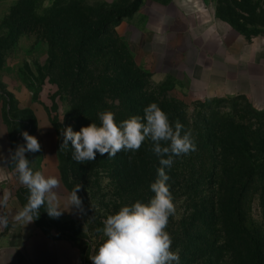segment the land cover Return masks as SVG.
<instances>
[{
	"label": "rangeland",
	"instance_id": "1",
	"mask_svg": "<svg viewBox=\"0 0 264 264\" xmlns=\"http://www.w3.org/2000/svg\"><path fill=\"white\" fill-rule=\"evenodd\" d=\"M209 3L219 21L248 38L264 35V0H209ZM116 9L106 0H0L2 120L17 147L25 143L22 132L33 127L31 107L44 108L57 135L59 159L68 156L70 180L81 186L77 195L82 200L83 215L79 221L50 217L45 204L32 213L48 232L80 246L87 264H92L89 257L104 240L98 229L103 228L107 216L133 204L137 195H142L143 203L154 195L150 183L144 186L119 183L114 159L107 153H97L94 161L81 164L73 159L70 142L69 146L61 147L63 128L71 126L79 131L92 119L99 124L98 114L103 111L111 109L115 114L112 107L117 106V98L93 95L85 81L87 71L99 77L113 76L124 69L136 77L143 75L115 32L111 15ZM135 87L138 97L149 95L169 100L174 118L184 126L183 131H190L193 141L199 136L208 146L205 159L209 170L223 168L224 164L214 159L222 149L229 153L231 161H237L230 170L238 169L236 153L241 142L246 141L250 151H255L257 143L264 140V108L253 107L242 97L205 102L176 100L149 77L135 83ZM90 102L94 103V113L87 110ZM192 155V151L181 155L167 181L175 213L169 216L166 231L172 240L171 250L179 252L180 264H247L249 260L264 264V188L256 178L246 188H235L229 202L232 185L228 175L218 181L195 176L180 181V171L191 172L199 167L193 162L185 163ZM254 161L263 159L256 154ZM155 168L151 171L157 176ZM246 232L248 241L256 245V248L249 246L251 252ZM253 249L256 255H252Z\"/></svg>",
	"mask_w": 264,
	"mask_h": 264
},
{
	"label": "crops",
	"instance_id": "2",
	"mask_svg": "<svg viewBox=\"0 0 264 264\" xmlns=\"http://www.w3.org/2000/svg\"><path fill=\"white\" fill-rule=\"evenodd\" d=\"M134 0H106L123 10ZM115 26L134 64L175 99L205 102L242 97L264 108V35L248 38L219 21L209 0H136ZM39 152H26L30 167L55 176L59 219L80 220L60 172L57 135L46 111L30 109ZM13 141L0 115V264H87L83 249L48 232L29 211L28 188L13 166ZM47 206V203H44ZM48 208V207H47Z\"/></svg>",
	"mask_w": 264,
	"mask_h": 264
},
{
	"label": "clouds",
	"instance_id": "3",
	"mask_svg": "<svg viewBox=\"0 0 264 264\" xmlns=\"http://www.w3.org/2000/svg\"><path fill=\"white\" fill-rule=\"evenodd\" d=\"M100 123H90L74 131L71 126L61 130V147L71 143L73 159L77 163L94 161L97 153L114 157L122 149L136 151L146 140L153 143V151L161 167L157 179L151 183L154 193L148 203L136 201L122 206L103 221L104 240L90 260L92 264H180L178 251L171 250L172 240L166 231L169 216L175 213V205L167 181L165 168L171 167L173 157L195 151L196 145L190 131H183L177 121L173 126L167 114L153 102L144 108L143 117L131 116L116 122L112 111L98 114ZM24 144L18 145L11 154L19 182L30 193L29 211H37L47 203L50 217H59L62 212L56 203L54 189L59 185L57 177L45 176L30 167L26 152H39L38 139L27 131L22 132ZM60 147V148H61ZM77 185L69 196L70 207L82 209V200L77 195Z\"/></svg>",
	"mask_w": 264,
	"mask_h": 264
},
{
	"label": "trees",
	"instance_id": "4",
	"mask_svg": "<svg viewBox=\"0 0 264 264\" xmlns=\"http://www.w3.org/2000/svg\"><path fill=\"white\" fill-rule=\"evenodd\" d=\"M137 6H138V2L134 0L128 7H126L123 10H113L115 12H113V14L111 15V19L112 21L115 20V26L122 18L130 15L134 10H136ZM135 67L137 68L136 65ZM137 71L141 72L143 75L136 77L133 76L130 71L124 69L122 73H116L113 74V76L104 75L102 77H99L97 75H94L93 72L87 71L85 75V81L87 82V86L90 89H92V91H94L93 95L97 96V94L99 95L100 93V95H105V96L107 95L108 97L110 95H113L114 98H117L116 99V101L118 102L117 106L112 107L113 111L115 110L116 122L128 119L131 116L143 117L144 108L150 103L155 102L167 114L170 123L174 126L175 123L179 120L174 118L170 104H168L169 100L160 99L161 100L160 101L158 97H153L149 95L138 97L139 95H137V93L135 92L138 91V89H135L136 88L135 83L140 82L142 79H145V77H149V76L143 73L138 68ZM129 72L130 74H128ZM237 98H241V97H237ZM94 103H99V102L96 101ZM94 103L90 102L89 106L91 107L90 109L87 108L89 112L90 111H93V113L95 112V108H93ZM109 111L112 110L110 109ZM33 119H34L33 127L27 131L28 133H31L34 130V125H35L34 116ZM93 121L94 120L92 119L91 123ZM199 139L200 137L198 136V138L194 141L196 145V149L195 151H192L193 158L185 161V163L193 162L195 164H198L199 167L191 172L189 171L186 172L183 170L180 171V175H179L180 181H184V179H188L190 177L193 178V176H195L196 179L203 178L206 179L207 181H211V180L214 181L215 179L218 181L224 177H227L228 175L230 177V181L232 185L230 188L231 191H230L229 202L232 201L231 198H233L235 194V190H236L235 188L237 187L246 188L256 178L257 181L262 185L261 188H264V140L257 143L256 149H253L255 151H250L246 141H242L240 145L241 147L239 148L240 151L236 153L239 156V163H238L239 167L238 169L233 171H231L230 168L233 166L234 163H237V161H231L229 158V153L225 154L226 151H222L223 149L221 148L222 150L218 152V154L214 157V159L215 162L224 164L223 168L218 171H213L207 168L208 162L205 159L206 153L207 151H209L208 146L202 143V140ZM204 140H208V137L205 138ZM213 146H215V144H213ZM140 147H142L143 150H140L141 148H139L136 151H132V150L125 151L122 149L121 151L117 152V154L113 157L114 159L113 164L115 166L114 173L119 183L121 182H126L130 184L136 183L138 186L139 185L144 186L145 184L148 185V183L150 184L153 183L157 179V176H154L151 169L153 166L156 167L155 169H158L159 167H161V165L159 163V158L153 151V143L150 140L146 139L141 144ZM231 148L234 149L233 146H231ZM13 149L14 151L16 149L14 142H13ZM67 154L72 156L71 155L72 153L70 151H68ZM256 154L262 157L263 162L255 163L254 158L256 157ZM180 158L181 155L177 157H173V163L171 167L165 168V172L167 175H169L172 172L176 161H178ZM67 159L69 158L66 155L62 157L61 160L59 159L60 172L64 185L70 192H72L76 186L75 185L76 183L70 180L68 174V167H67V163L69 161ZM96 162H98V160H96ZM141 198L142 195H137L135 197V202L138 200L140 201ZM245 237H246L245 238L246 241H248L249 236L247 232ZM247 243H248L247 248L248 250H250V252H251L250 249L251 247L249 246H253L254 248H256L254 241L250 240ZM256 253L257 251L253 249L252 255H256ZM247 264H255V262L253 260H249Z\"/></svg>",
	"mask_w": 264,
	"mask_h": 264
}]
</instances>
